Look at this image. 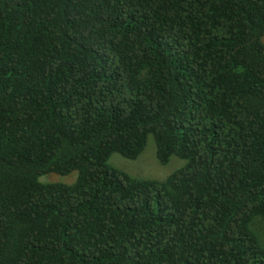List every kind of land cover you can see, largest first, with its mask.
<instances>
[{
    "label": "trees",
    "instance_id": "obj_1",
    "mask_svg": "<svg viewBox=\"0 0 264 264\" xmlns=\"http://www.w3.org/2000/svg\"><path fill=\"white\" fill-rule=\"evenodd\" d=\"M263 38L264 0H0V264H264ZM150 136L186 164L110 165Z\"/></svg>",
    "mask_w": 264,
    "mask_h": 264
},
{
    "label": "rangeland",
    "instance_id": "obj_2",
    "mask_svg": "<svg viewBox=\"0 0 264 264\" xmlns=\"http://www.w3.org/2000/svg\"><path fill=\"white\" fill-rule=\"evenodd\" d=\"M264 42V38H263ZM110 165L130 175L143 179L165 180L170 174L178 170L186 164L185 160L173 157L171 161L163 165L159 162L156 156V145L152 136L149 137L148 144L144 153L136 160H129L115 153L112 155ZM78 177V172L75 171L67 176L57 174H49L41 177V181L61 183L66 185L73 184Z\"/></svg>",
    "mask_w": 264,
    "mask_h": 264
}]
</instances>
